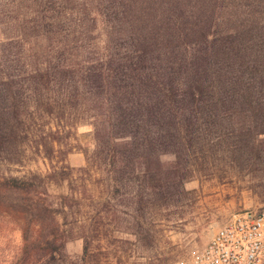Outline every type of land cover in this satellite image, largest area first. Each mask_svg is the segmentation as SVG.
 Here are the masks:
<instances>
[{
	"label": "trees",
	"instance_id": "obj_1",
	"mask_svg": "<svg viewBox=\"0 0 264 264\" xmlns=\"http://www.w3.org/2000/svg\"><path fill=\"white\" fill-rule=\"evenodd\" d=\"M10 4L1 44L15 54L0 61V156L31 145L59 165L44 176L0 178V212L15 218L22 240L11 264H67L73 229L79 260L89 255V221L67 230L43 199L53 187L63 214L81 205L65 164L80 121L94 126L114 164L135 174L139 213L176 206L199 168L209 171L205 152L228 144L223 136L264 143V0ZM164 154L173 160L162 162Z\"/></svg>",
	"mask_w": 264,
	"mask_h": 264
},
{
	"label": "rangeland",
	"instance_id": "obj_2",
	"mask_svg": "<svg viewBox=\"0 0 264 264\" xmlns=\"http://www.w3.org/2000/svg\"><path fill=\"white\" fill-rule=\"evenodd\" d=\"M11 10L10 0H0V61H12L15 54L13 48L1 44L13 16ZM13 68L12 74L21 72ZM46 122L49 120L40 121L37 130L47 128ZM100 137L104 144L103 133ZM223 138H230L228 144L225 140L220 147L205 152L209 171L199 168L201 171L184 184L188 193L178 199L176 206L150 207L139 213L134 204L135 174L114 164L107 147L98 148L90 122L73 125L67 138L65 164L72 171L75 196L81 205L63 214L53 187L43 196L60 223L65 217L67 230L74 228L76 220L89 221L91 226L89 255L85 261L79 260L82 241L73 229V239L65 246L67 264H195L212 235L232 214L244 210L264 212V143L235 145L232 136ZM257 139H264V135ZM8 154L0 156V178L44 176L59 167L56 162L46 161L31 145H25L16 156ZM160 160L166 163L173 156L164 154ZM121 180L125 184L131 180L130 188L115 191ZM64 192L70 194L69 190ZM21 246L18 222L0 212V264H11Z\"/></svg>",
	"mask_w": 264,
	"mask_h": 264
},
{
	"label": "built area",
	"instance_id": "obj_3",
	"mask_svg": "<svg viewBox=\"0 0 264 264\" xmlns=\"http://www.w3.org/2000/svg\"><path fill=\"white\" fill-rule=\"evenodd\" d=\"M195 264H264V212H236L212 235Z\"/></svg>",
	"mask_w": 264,
	"mask_h": 264
}]
</instances>
